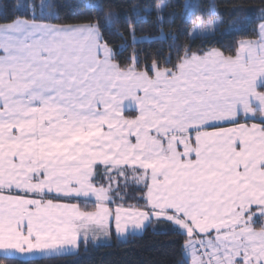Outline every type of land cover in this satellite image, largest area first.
<instances>
[{
  "label": "snow or ice",
  "instance_id": "1",
  "mask_svg": "<svg viewBox=\"0 0 264 264\" xmlns=\"http://www.w3.org/2000/svg\"><path fill=\"white\" fill-rule=\"evenodd\" d=\"M230 4L0 0V264H264V0Z\"/></svg>",
  "mask_w": 264,
  "mask_h": 264
},
{
  "label": "trees",
  "instance_id": "2",
  "mask_svg": "<svg viewBox=\"0 0 264 264\" xmlns=\"http://www.w3.org/2000/svg\"><path fill=\"white\" fill-rule=\"evenodd\" d=\"M60 3H76L78 0H59ZM120 3L121 0H114ZM259 0H245V7L252 9L250 15L255 18ZM230 0H219L218 10L223 13L225 21L228 20L230 10ZM227 25L222 26L221 31H225ZM233 37L226 35L223 37L225 44L229 43ZM148 49L157 47L156 44L147 42L138 45ZM177 249L170 241V237L147 235L143 239L137 238L128 244L117 245L113 239L111 247H100L90 249L88 252L81 251L78 258L72 257L67 260L45 261L43 264H138L139 261H149L151 264H174L179 259L176 254Z\"/></svg>",
  "mask_w": 264,
  "mask_h": 264
}]
</instances>
